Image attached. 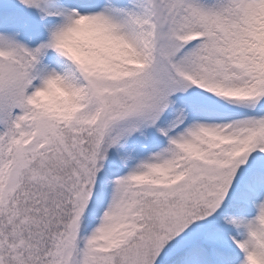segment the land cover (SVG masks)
<instances>
[{"label":"snow or ice","instance_id":"1","mask_svg":"<svg viewBox=\"0 0 264 264\" xmlns=\"http://www.w3.org/2000/svg\"><path fill=\"white\" fill-rule=\"evenodd\" d=\"M0 264H264V0H0Z\"/></svg>","mask_w":264,"mask_h":264}]
</instances>
